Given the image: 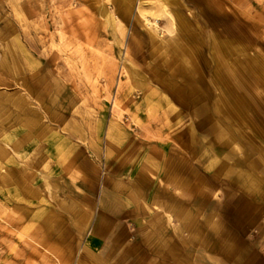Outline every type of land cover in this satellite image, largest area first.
Listing matches in <instances>:
<instances>
[{
  "label": "rangeland",
  "instance_id": "374dc122",
  "mask_svg": "<svg viewBox=\"0 0 264 264\" xmlns=\"http://www.w3.org/2000/svg\"><path fill=\"white\" fill-rule=\"evenodd\" d=\"M163 1L146 2L140 14L135 0L129 16L118 17V31L98 11L106 6L117 17V0H27L22 12L0 0V264H99L95 254L107 243L112 264H238L248 251L264 250V0H175L183 4L178 9L166 2L190 20L195 69L174 56L181 29L171 25L177 18L162 10ZM150 26L164 36L157 52ZM218 42L238 75L230 76L238 116L221 108L216 72L230 71L219 62ZM191 79L197 91L188 96L183 89ZM9 110L29 111L32 123L47 126L35 140L51 145L48 135L59 132L76 142L75 150L89 143L93 189L69 179L72 171L82 173V157H61L49 175L26 168L6 140L16 124ZM109 128L117 142L108 140ZM121 142L130 151L124 157ZM142 156L150 178L141 192L133 180ZM121 162L127 167L119 172ZM155 163L161 168L152 173ZM125 187L138 189L129 203L137 205L134 212L117 200ZM87 197H95L93 208ZM68 199L90 211H68ZM36 213L51 215L52 226L32 238L27 232L41 225ZM100 213L113 223L97 232L88 218ZM38 240L62 247L66 258Z\"/></svg>",
  "mask_w": 264,
  "mask_h": 264
},
{
  "label": "bare ground",
  "instance_id": "6f19581e",
  "mask_svg": "<svg viewBox=\"0 0 264 264\" xmlns=\"http://www.w3.org/2000/svg\"><path fill=\"white\" fill-rule=\"evenodd\" d=\"M14 5L16 6V8L19 10V12H22L23 8L25 7V5H23V3H25L24 1L27 0H12ZM135 0H117V5L115 3V11H117V17H111L109 16V12L108 10L105 8L106 6H99L98 7V11H100L103 16H105V18L110 19L112 21L113 26H116L118 28V31H120L121 25L118 22V17L119 18H125L129 16V13L131 12L132 9V5L134 3ZM154 0H138L139 2V6H138V12L140 14L142 13V6L143 4H145L146 2H153ZM173 3H176L175 0H171ZM104 2V1H103ZM169 3V0H164L161 4L162 6V10H164L165 12H169L171 15V18H177L174 21L170 20L171 25L173 27H176L178 30V28H180L179 30L181 31H177V37L175 36L174 41L175 40H182V43H177L174 46V56L175 57H181L183 59H185L187 62H189L192 67H194V69L197 67L196 66V61H195V57L194 54H196L195 52L197 50L194 49V47L191 44V41L193 39V37H191V34L189 35L188 30H189V26H190V20L189 18H187L186 15L179 13V12H175L174 14L171 13V11L169 10V8L167 7V3ZM106 3V2H105ZM55 6H56V10H61V6L59 5V3L55 2ZM183 4L181 3H176V9H178V7H182ZM175 23V24H174ZM122 29V28H121ZM148 33V37L150 39V43H151V47H154V52L156 49H161L162 44L164 42V36L159 34L158 31H156V29L153 26H150V28H148L147 30ZM134 35L136 34L137 31H134ZM138 33V32H137ZM140 34H137L135 36H139ZM179 35V36H178ZM173 41V42H174ZM176 42V41H175ZM224 42H218L215 46H216V52L219 55V62H223L224 65L227 67V70L230 71V73L227 75L223 72H220L218 70V72H216V80L221 84V88H222V94L220 95V101H221V108H224L226 110H229L230 114H233L234 116L237 115L242 111L241 105L238 106V104H240V100L236 97L237 93L234 89V86L231 85V80H230V76L232 77H236L237 72L234 69V67L230 64H228V60L226 59L225 56V46H224ZM131 53V48H127L126 49V58L129 57ZM129 59V58H128ZM45 63L50 64L51 63V58L49 56L45 57ZM244 65V67L246 68L247 72L252 73L253 72V67H252V63L250 60H245L242 63ZM123 71L126 73H129V77L130 76V72H131V68L127 65L126 60L123 61ZM189 71V70H188ZM238 76V75H237ZM191 77V76H190ZM120 84H118L117 87V91H116V96L118 95V91ZM197 88L192 84V79L188 80L187 85L185 86V88L183 89V92L185 94H188V96L192 95L193 93H196ZM116 96L114 97L113 100V110L118 113V109H119V105L116 103ZM152 94L148 93L147 94V99L150 100ZM21 99V98H20ZM15 103H20L19 101H16ZM217 105V104H216ZM1 115H4L3 112ZM8 116H14L12 111L8 113ZM15 119V129L13 130L14 132L11 134H8L6 136V140L10 143L11 145V149L13 150V153L16 152V154L21 158L22 162H24V166H26V168H28L27 166L30 165L32 167H44V166H48L49 167V162H47V160H45L46 156L48 158V156H50L53 153V150H57L58 154H66L67 150L70 148L69 144L66 141H58L57 139H60L59 137V132L55 133L52 132L48 135L49 139H52L53 141V146L48 147L47 149H45V143L40 141V140H35L34 139V135H37V138H42L43 137V129L47 128L44 126H38L36 123H32V120L30 118V113L29 111L22 113V115H18V116H14L13 117ZM49 133V132H48ZM264 154V153H263ZM57 155V154H56ZM264 157V155H263ZM151 170V169H149ZM41 221V225L37 226L36 228H32L31 230H29V233L32 238H36L35 235L38 233L37 230H41V228H45V227H51L52 224L50 223L51 219L49 220V218H52L51 215H46L44 213H36L35 214ZM44 226V227H43ZM42 231V230H41ZM39 231L38 234L42 232ZM48 237V236H47ZM36 240V239H35ZM124 239H120L119 242H123ZM37 242H40L39 240ZM45 248L51 250L56 256L59 257V259L63 260L64 258H66V251L65 249H63L60 246H56L54 244H49L48 245V241H42L40 242ZM111 247V246H110ZM107 248L105 247L104 249H102L99 253L95 254L96 257V261L99 264H112L111 262V257L113 258V252L111 251V248ZM123 258V261L127 259V254H123L121 255ZM122 261V260H121ZM210 264H215V263H210Z\"/></svg>",
  "mask_w": 264,
  "mask_h": 264
},
{
  "label": "crops",
  "instance_id": "0c3cea01",
  "mask_svg": "<svg viewBox=\"0 0 264 264\" xmlns=\"http://www.w3.org/2000/svg\"><path fill=\"white\" fill-rule=\"evenodd\" d=\"M65 125H68V124H65ZM65 128V130H67L68 132H69V130H70V128L68 127V126H66V127H64ZM63 129V128H62ZM76 129V128H75ZM113 128H109L108 129V131H107V138H108V140L109 141H111V142H117L116 140V137L115 136H113V130H112ZM78 130H80V129H78ZM74 131H72V135L74 134L73 133ZM59 135H60V133H59ZM58 141H66L68 144H69V146H70V148L67 150V152H66V154H61V155H59L58 154V152H57V150H53V153L50 155V156H48V158H47V156H46V158H45V160H47V162H49V167L47 166H44L43 168L42 167H39L38 169H40V173L41 174H43V173H45L46 175L48 174H50L51 172H53L55 169H54V163L56 162V161H58V159H60L61 157L62 158H66L67 160H70V161H74V160H76V156H78V157H82V168H81V170H82V173L81 172H78V171H72L71 172V174H70V178L67 176V175H61V176H63V178H69V179H71V180H73L74 181V184L73 185H75L76 186V188L78 187V189L80 188L79 187V185L77 184V182H81L83 185H86V186H89V187H92V189H93V187L95 186V178H93L92 176H93V174L91 175V177H90V171H93V170H95V168L93 167V168H89L88 167V158H89V150H86V149H84V148H88V147H90V144L88 143L87 145H81V144H77V146L79 145V146H81L80 148L82 149H80L79 147H77V150H75L76 149V147H75V141L74 140H67V139H65L64 137L63 138H60V139H57ZM42 141V140H41ZM43 142V141H42ZM122 143V142H121ZM54 144H51V145H49V144H45V149H47L48 147H50V146H53ZM127 152H130L129 150H128V148H127V145L123 142L122 144H120V150H119V153H122V155L125 153H127ZM57 154V155H56ZM125 155H123V157H124ZM137 156V155H136ZM168 159H166V161H167V163L169 162V160H170V155H165ZM123 157H121V158H123ZM108 158V156H106V159ZM139 160V159H138ZM141 160H142V166L140 165L139 166V176L138 177H136V179H134L133 181V184H135V186H139L140 188H138V189H140L141 190V192H142V190L144 189V187L142 186V185H145L146 184V182H144L145 181V177L148 175L147 173H146V170H145V158H144V156H142L141 157ZM120 165H122V167H116V168H114L115 170H122L123 168H125L126 169V167H127V164L125 163H123V162H121L120 163ZM155 165H156V163H155ZM79 166H80V164H79ZM156 166H158V167H154V168H151V170H152V173H155L156 172V169L158 170V169H160L161 168V165H156ZM169 166V165H168ZM80 168L78 167L77 169H79L80 170ZM155 170V171H154ZM154 171V172H153ZM120 172V171H119ZM75 175V176H74ZM89 175V176H88ZM155 176V175H154ZM154 176H152V178L154 177ZM148 178H150L149 176H147ZM151 178V179H152ZM120 180H122L121 178H119ZM149 180V179H148ZM116 185H117V183H115ZM136 188V187H135ZM123 189V188H122ZM121 188L120 189H118V192H117V196H118V198H117V200L118 201H120L122 204H125V209H123L124 210V212H129V211H133L134 212V209L135 208H137V205H135V206H133V205H130L129 203L130 202H133V201H135L136 202V199H134L133 197L135 196V194H136V192H138V189H135L136 191L133 193L130 189L131 188H127V187H125V189L124 190H122ZM133 190H134V188H133ZM79 192V191H78ZM79 193H81V192H79ZM84 193V192H83ZM101 193H102V191H101ZM100 193V194H101ZM84 194H86V193H84ZM175 193L173 192V195H174ZM94 196L96 195V194H93ZM87 196H88V194H87ZM128 196L130 197L129 199H128ZM153 197L155 196V194H154V192H153V195H152ZM95 198V197H94ZM93 197L92 198H86V202L89 204V207L90 208H93V207H91V204H90V201H91V203H94V201H93V199H94ZM81 199V198H80ZM84 199H85V197H84ZM75 200L76 199H72V200H70V199H68L67 200V202H66V205H65V209H67L68 211H71V212H73L74 214H75V212H81V210H83V211H90L89 209H86L85 207L83 208V207H81L80 206V204L76 201L75 202ZM100 201V200H99ZM170 206V205H169ZM263 212H264V210H263ZM106 217V214L104 215V214H102V213H100V215H98V218L97 217H95V218H91V217H89L88 218V222H89V220L90 219H92L90 222H92L93 223V226H94V228L95 229H97V232H102L104 229H106V228H109V225L110 224H112L113 222L112 221H107L108 219H103V217ZM263 216V215H262ZM107 221V222H106ZM114 225V224H113ZM264 227V223L261 225V227ZM102 228V229H101ZM110 230H112V229H109V230H107V231H109V233H110ZM105 231V230H104ZM98 234V233H97ZM261 239H263V237L262 236H259ZM122 239H123V237H122ZM218 239H220L219 237L218 238H216L214 241H215V243H217L218 241H220V240H218ZM103 240V239H102ZM125 240V239H124ZM208 241V240H207ZM228 242H235V239L233 240L232 238L228 241ZM103 244H105V241H103ZM107 245H108V243L107 244H105L104 245V248L105 247H107ZM103 248V249H104ZM101 250H99L98 251V253L100 252ZM233 253V252H232ZM217 254V256H216V258H224V256H223V254H221V253H216ZM219 254V255H218ZM232 256H233V254H231ZM247 256L248 257H243V259H246L245 261L243 260L242 261V263H238V264H264V250H262V249H260V248H256V250L255 249H252L251 250V252L250 251H248L247 252ZM226 258H229L230 257V255H227V256H225ZM240 257V256H239Z\"/></svg>",
  "mask_w": 264,
  "mask_h": 264
}]
</instances>
